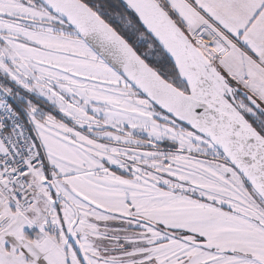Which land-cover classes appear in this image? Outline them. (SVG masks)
<instances>
[{
	"label": "snow or ice",
	"instance_id": "snow-or-ice-1",
	"mask_svg": "<svg viewBox=\"0 0 264 264\" xmlns=\"http://www.w3.org/2000/svg\"><path fill=\"white\" fill-rule=\"evenodd\" d=\"M0 264H264V0H0Z\"/></svg>",
	"mask_w": 264,
	"mask_h": 264
}]
</instances>
